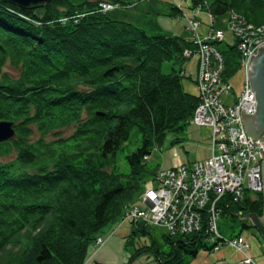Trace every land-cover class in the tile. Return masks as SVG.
I'll return each mask as SVG.
<instances>
[{
    "label": "trees",
    "instance_id": "trees-1",
    "mask_svg": "<svg viewBox=\"0 0 264 264\" xmlns=\"http://www.w3.org/2000/svg\"><path fill=\"white\" fill-rule=\"evenodd\" d=\"M101 1L124 4L52 0L23 9L0 0V120L14 122L16 132L0 143V264H85L103 229L116 226L158 169L144 157L188 124L197 103L196 88L182 86L184 77L194 83L182 70L191 41L112 19L99 11ZM169 5L175 16L182 12ZM204 6L212 17L233 11L264 26V0L189 2L191 10ZM222 42L216 45L227 79L238 55L233 43ZM166 61L171 67L162 72ZM70 126L71 134L59 136ZM261 209V192L245 193L221 215L235 221L238 214L260 217ZM146 228L130 226L125 245ZM159 239L167 252L151 242L134 254H149L156 264H190L199 250H212L204 229Z\"/></svg>",
    "mask_w": 264,
    "mask_h": 264
},
{
    "label": "built area",
    "instance_id": "built-area-1",
    "mask_svg": "<svg viewBox=\"0 0 264 264\" xmlns=\"http://www.w3.org/2000/svg\"><path fill=\"white\" fill-rule=\"evenodd\" d=\"M171 1L180 8L178 0ZM116 6L101 2L99 9L106 12ZM196 10L192 9L189 17L184 16L190 24L193 48H185L182 55L196 59L193 79L197 103L188 123L210 129L209 156L157 169L143 184L136 199L122 209L117 226L144 225L166 235H187L204 229L206 241L212 245L211 252L225 246L238 255V264H257L249 255L247 241L220 236L217 220L228 202H239L245 193L262 189L260 162L264 159V138L252 139L245 134L239 107L242 101L247 103L253 99L254 92L246 75L247 62L264 44V26H254L233 11L226 15L225 29L232 37L244 80L232 102L225 103L221 96L228 94L229 86L222 77L223 55L215 45L223 41L225 30L212 28L213 18L209 15L211 27L206 35L199 37L198 22L194 18ZM135 200L139 202L133 204ZM103 244V238H98L94 245Z\"/></svg>",
    "mask_w": 264,
    "mask_h": 264
},
{
    "label": "rangeland",
    "instance_id": "rangeland-1",
    "mask_svg": "<svg viewBox=\"0 0 264 264\" xmlns=\"http://www.w3.org/2000/svg\"><path fill=\"white\" fill-rule=\"evenodd\" d=\"M190 0H178L182 10L177 16L171 13L170 5L177 6L169 0H124V4L116 6L107 11V15L112 19L128 21L138 27H141L149 35H177L186 40H192L193 35L190 31V24L184 17H189L192 13L189 7ZM113 4V3H111ZM195 21L198 22L196 33L199 37L206 35L210 29L209 13L205 6L196 10ZM224 17V16H223ZM213 16V28L225 30L224 41L233 43L231 35L226 31L224 18ZM223 45V42L220 43ZM170 61L163 62L162 72L169 71ZM177 68V65H174ZM4 71L9 75L18 76L19 70L6 65ZM184 76H192L196 73V59L186 58L182 63ZM244 80V71L237 68L228 78V94L222 95L221 99L225 103H231L242 87ZM183 89L187 92H195L194 83L188 78H182ZM74 130L70 126L59 131V136H68ZM55 136L51 133L46 138L52 139ZM209 137L210 129L205 126L184 125L181 129L167 133L165 139L158 148H154L147 158V164L159 169H168L172 166L186 163L191 160H200L209 156ZM174 140L173 143L170 141ZM3 160H8L4 158ZM136 199V196L134 197ZM139 201L135 200L133 204ZM239 215V214H238ZM239 219L235 217L232 220L230 215H220L217 220V229L223 239H229L238 236L247 241L249 245V255L257 264L264 263V243L256 238L251 229H241ZM116 226L107 225L100 233V237L107 240L103 246H95V251L90 252V257L85 264H156L153 256L149 254L135 255L136 248L140 245H149L151 242L157 246L159 251L167 252V247L159 239L162 233L158 229L146 228V235L134 237L133 246L125 245V238L130 230L126 224L121 225L115 230ZM115 230L113 233H111ZM239 257L225 246L219 248L216 252H207L199 250L196 258L190 264H238Z\"/></svg>",
    "mask_w": 264,
    "mask_h": 264
},
{
    "label": "water",
    "instance_id": "water-1",
    "mask_svg": "<svg viewBox=\"0 0 264 264\" xmlns=\"http://www.w3.org/2000/svg\"><path fill=\"white\" fill-rule=\"evenodd\" d=\"M23 9L42 8L52 0H4ZM247 80L253 90L252 102L242 101L239 107L240 120L246 135L264 138V44L250 55L247 62ZM16 135L14 122L0 120V143L12 140ZM262 209L261 216L254 214L236 215L247 229H251L264 243V159L260 162Z\"/></svg>",
    "mask_w": 264,
    "mask_h": 264
},
{
    "label": "bare ground",
    "instance_id": "bare-ground-1",
    "mask_svg": "<svg viewBox=\"0 0 264 264\" xmlns=\"http://www.w3.org/2000/svg\"><path fill=\"white\" fill-rule=\"evenodd\" d=\"M180 11H181V10H180ZM228 203H230V202H228ZM233 204H234V203H233ZM224 210H226V209H224ZM224 210H223V211H224ZM222 213H223V212H222ZM222 215H223V214H222ZM241 228H242V227H241ZM240 238H241V237H240Z\"/></svg>",
    "mask_w": 264,
    "mask_h": 264
},
{
    "label": "flooded vegetation",
    "instance_id": "flooded-vegetation-1",
    "mask_svg": "<svg viewBox=\"0 0 264 264\" xmlns=\"http://www.w3.org/2000/svg\"><path fill=\"white\" fill-rule=\"evenodd\" d=\"M255 236H256V238H258L256 234H255ZM259 240H260V239H259ZM260 241H261V240H260Z\"/></svg>",
    "mask_w": 264,
    "mask_h": 264
}]
</instances>
